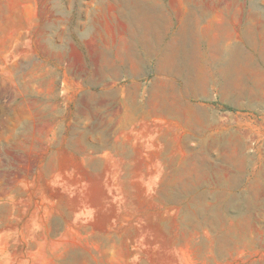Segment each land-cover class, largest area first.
Instances as JSON below:
<instances>
[{
    "label": "rangeland",
    "instance_id": "1",
    "mask_svg": "<svg viewBox=\"0 0 264 264\" xmlns=\"http://www.w3.org/2000/svg\"><path fill=\"white\" fill-rule=\"evenodd\" d=\"M192 1L0 0V264H264V0H198L227 91L177 115L156 23Z\"/></svg>",
    "mask_w": 264,
    "mask_h": 264
},
{
    "label": "crops",
    "instance_id": "2",
    "mask_svg": "<svg viewBox=\"0 0 264 264\" xmlns=\"http://www.w3.org/2000/svg\"><path fill=\"white\" fill-rule=\"evenodd\" d=\"M22 12L19 15L25 22L33 20V12L35 6L33 4H23ZM179 18L175 23H169L164 17H160L157 26L161 35L158 42L159 56L157 57L154 69L159 76L179 78V97L175 107H168V113H183L184 108L193 107L195 110L199 108L191 106L186 102L188 97H199L207 95L208 85L217 86L221 92L223 89L222 82L224 70L227 68L226 61L231 58L230 50L226 47L233 44L230 40L231 30L228 23L231 20L225 12L212 13L201 8L199 1L187 2L180 6ZM157 22V21H155ZM174 27L172 33L167 35L164 41V28ZM217 31L220 33L217 34ZM167 34V33H166ZM218 36L216 45H211L208 41ZM227 36V37H226ZM202 42L207 43L206 46ZM237 45V44H236ZM216 46H219L217 49ZM145 52H148L144 49ZM149 53V52H148ZM142 62V61H141ZM237 65V64H236ZM237 67L233 69L234 79L232 87L229 90L235 91L237 97H242L244 91L238 86L240 79L236 75ZM127 72L128 69H126ZM235 87H234V86ZM256 100H260L259 96H255ZM180 103V104H179ZM180 106V112H179Z\"/></svg>",
    "mask_w": 264,
    "mask_h": 264
}]
</instances>
